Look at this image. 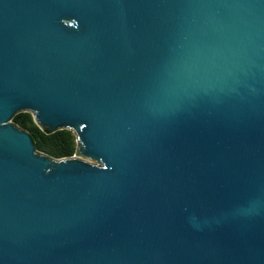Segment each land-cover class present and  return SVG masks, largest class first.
Returning a JSON list of instances; mask_svg holds the SVG:
<instances>
[{
	"label": "water",
	"instance_id": "95a60500",
	"mask_svg": "<svg viewBox=\"0 0 264 264\" xmlns=\"http://www.w3.org/2000/svg\"><path fill=\"white\" fill-rule=\"evenodd\" d=\"M0 264H264V0H0Z\"/></svg>",
	"mask_w": 264,
	"mask_h": 264
},
{
	"label": "trees",
	"instance_id": "16d2710c",
	"mask_svg": "<svg viewBox=\"0 0 264 264\" xmlns=\"http://www.w3.org/2000/svg\"><path fill=\"white\" fill-rule=\"evenodd\" d=\"M12 121L30 134L34 148L39 152L54 158L69 157L76 152V137L69 129H41L33 121L31 113L26 111L16 113Z\"/></svg>",
	"mask_w": 264,
	"mask_h": 264
},
{
	"label": "rangeland",
	"instance_id": "374dc122",
	"mask_svg": "<svg viewBox=\"0 0 264 264\" xmlns=\"http://www.w3.org/2000/svg\"><path fill=\"white\" fill-rule=\"evenodd\" d=\"M11 121H12V120H11ZM12 123H13V121H12ZM71 156L79 157L80 159H82V160H84V161H86V162H88V163H91V164H93V165H100V162H98L97 160L92 159V158H90V157L84 155L83 153H81V152L79 151V148H76V152H75L73 155H71Z\"/></svg>",
	"mask_w": 264,
	"mask_h": 264
}]
</instances>
